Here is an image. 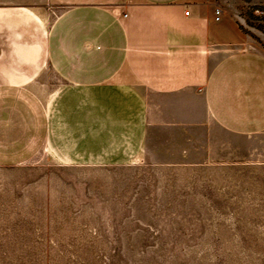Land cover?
<instances>
[{
    "label": "crops",
    "instance_id": "0c3cea01",
    "mask_svg": "<svg viewBox=\"0 0 264 264\" xmlns=\"http://www.w3.org/2000/svg\"><path fill=\"white\" fill-rule=\"evenodd\" d=\"M245 38L218 0H0V167L44 149L67 166H161L202 141L231 158L208 122L264 133V54L227 51Z\"/></svg>",
    "mask_w": 264,
    "mask_h": 264
},
{
    "label": "rangeland",
    "instance_id": "374dc122",
    "mask_svg": "<svg viewBox=\"0 0 264 264\" xmlns=\"http://www.w3.org/2000/svg\"><path fill=\"white\" fill-rule=\"evenodd\" d=\"M218 1L246 36L227 51L264 54V0ZM207 126L231 158L202 141L161 166H67L44 149L0 167V264H264V133Z\"/></svg>",
    "mask_w": 264,
    "mask_h": 264
},
{
    "label": "built area",
    "instance_id": "2783aa9c",
    "mask_svg": "<svg viewBox=\"0 0 264 264\" xmlns=\"http://www.w3.org/2000/svg\"><path fill=\"white\" fill-rule=\"evenodd\" d=\"M221 14H222V10H221L220 8H218V9L216 10V20H217V21L220 19ZM186 15H189V13L186 12Z\"/></svg>",
    "mask_w": 264,
    "mask_h": 264
}]
</instances>
